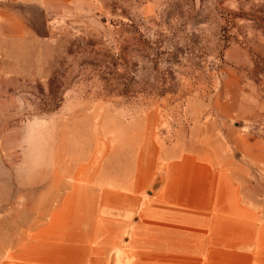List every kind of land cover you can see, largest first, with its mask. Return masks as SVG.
<instances>
[{"label":"rangeland","instance_id":"374dc122","mask_svg":"<svg viewBox=\"0 0 264 264\" xmlns=\"http://www.w3.org/2000/svg\"><path fill=\"white\" fill-rule=\"evenodd\" d=\"M55 10L47 45L0 47V264L10 252L18 264H207L229 241L264 261V0H64ZM184 155L199 164L194 230L160 238L155 219L187 210L161 193L165 165ZM230 189L256 194L257 231L204 238L205 216L222 225ZM121 212L138 236L116 237ZM170 241L182 247L173 257L159 250Z\"/></svg>","mask_w":264,"mask_h":264},{"label":"crops","instance_id":"0c3cea01","mask_svg":"<svg viewBox=\"0 0 264 264\" xmlns=\"http://www.w3.org/2000/svg\"><path fill=\"white\" fill-rule=\"evenodd\" d=\"M64 0H0V47L2 46H29L42 48L47 45L48 36L43 31L49 30L50 15L55 14L60 3ZM13 42V43H12ZM42 55H37L34 59L28 58L25 61L36 60L41 62ZM185 160L181 163H167L165 166L169 169L171 181L164 185L161 189L163 198L167 204L179 206L185 210L169 209V213L155 219V229L160 233L159 237H168L173 240V237H182L184 234L191 236L194 230V220L192 218L193 209L195 208L194 202V188L193 183V168L199 166L194 161L192 155H184ZM185 167V171L176 174L171 171L172 167ZM177 177V178H176ZM174 179V180H173ZM180 179V180H179ZM210 187L208 184H203L201 188V207L209 208L210 203ZM229 192L221 194L223 203L227 207L224 216H219L218 229L210 227V218L205 216L202 221V236L204 238H217L234 240L241 238L242 231L249 230L257 231V206L255 203L256 194L248 199L242 200L237 198L234 189L228 190ZM221 200V201H222ZM224 206V207H225ZM236 208V210L231 209ZM229 208V209H228ZM249 213V216H242V210ZM174 211L180 215H174ZM188 215H186V214ZM130 213L121 212V214L113 215L112 222L115 224L118 239L127 237L138 236L139 225L131 222ZM236 234H235V233ZM174 235V236H173ZM170 245L165 249L160 248L162 254H169L173 257L174 254H179L182 247L170 241ZM218 252L208 256L207 264H264V261H258L257 250L255 248L246 249L239 242L229 241L225 245L218 246ZM190 250V249H187ZM210 254V253H209ZM10 262L2 264H18L13 260L17 259L16 252L8 254ZM37 264H49L47 262H40Z\"/></svg>","mask_w":264,"mask_h":264}]
</instances>
